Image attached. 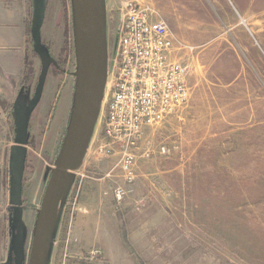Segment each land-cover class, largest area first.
I'll list each match as a JSON object with an SVG mask.
<instances>
[{
    "label": "rangeland",
    "instance_id": "374dc122",
    "mask_svg": "<svg viewBox=\"0 0 264 264\" xmlns=\"http://www.w3.org/2000/svg\"><path fill=\"white\" fill-rule=\"evenodd\" d=\"M103 1L109 46L124 13L138 4L164 20L178 44L195 47L185 57L191 99L145 129L130 170L122 167L130 149L121 140L104 143L96 127L62 200L47 264H264V0ZM41 36L42 49L61 64L50 68L29 126L22 264L73 109L72 0H46ZM28 61L34 95L42 64L32 46ZM0 133V144L10 147L9 121ZM163 146L167 153H158ZM147 150L154 153L146 157ZM119 186L126 189L121 202ZM7 191L0 186V253L13 231Z\"/></svg>",
    "mask_w": 264,
    "mask_h": 264
},
{
    "label": "water",
    "instance_id": "95a60500",
    "mask_svg": "<svg viewBox=\"0 0 264 264\" xmlns=\"http://www.w3.org/2000/svg\"><path fill=\"white\" fill-rule=\"evenodd\" d=\"M31 37L41 59V72L33 97L18 107L15 138L10 156L11 203L10 224L18 245L17 255L23 260V179L27 160V137L30 121L44 90L49 70L59 63L42 49L41 28L44 24L46 0H32ZM76 70L73 109L66 136L50 176L38 213L27 264H47L54 244L56 225L62 200L69 195L72 177L80 168L92 144L109 80V44L107 16L103 0H72ZM120 28V27H119ZM119 32V30H118ZM118 33L116 37L117 47ZM21 263V262H20Z\"/></svg>",
    "mask_w": 264,
    "mask_h": 264
},
{
    "label": "built area",
    "instance_id": "2783aa9c",
    "mask_svg": "<svg viewBox=\"0 0 264 264\" xmlns=\"http://www.w3.org/2000/svg\"><path fill=\"white\" fill-rule=\"evenodd\" d=\"M115 45L116 39L109 46V80L99 127L104 143L121 140L130 149L122 162L123 169L130 170L136 162L138 139L145 129L164 122L189 103L191 67L185 57L192 55L195 47L178 44L168 24L138 4L130 5L124 13L116 49ZM157 152L165 154L167 148L163 146ZM152 153L153 150H147L144 156L150 157ZM10 178V168L1 173L0 186L6 184L9 193L8 225L13 208ZM125 196L124 187L115 188L118 202Z\"/></svg>",
    "mask_w": 264,
    "mask_h": 264
},
{
    "label": "crops",
    "instance_id": "0c3cea01",
    "mask_svg": "<svg viewBox=\"0 0 264 264\" xmlns=\"http://www.w3.org/2000/svg\"><path fill=\"white\" fill-rule=\"evenodd\" d=\"M31 14L32 0H0V128L9 121L14 133L18 107L33 97L30 83H24L26 63L31 53ZM68 92L69 98L71 88ZM12 145L0 146V177L6 172L2 167L6 157L10 163Z\"/></svg>",
    "mask_w": 264,
    "mask_h": 264
},
{
    "label": "flooded vegetation",
    "instance_id": "af4514ba",
    "mask_svg": "<svg viewBox=\"0 0 264 264\" xmlns=\"http://www.w3.org/2000/svg\"><path fill=\"white\" fill-rule=\"evenodd\" d=\"M58 63H59V60H57ZM61 63H59L60 65ZM31 122V121H30ZM24 206V202L22 204V207ZM8 229H9V225H8ZM6 238L4 239L5 240V244L3 243L1 245V249H2V253H0V263L2 264H5V263H8L9 261L11 262V264H22L20 263L19 261V256L17 255V252L15 253H11L10 250H15V247H18L16 241H15V234L16 232L14 231H10L8 230L7 233H6ZM10 234L13 235V238L10 237ZM25 234V233H24ZM24 239V237H23ZM33 240V239H32ZM32 245V243H31ZM31 248V247H30ZM10 249V250H9ZM29 261V260H28ZM24 264V263H23ZM27 264V263H26Z\"/></svg>",
    "mask_w": 264,
    "mask_h": 264
},
{
    "label": "trees",
    "instance_id": "16d2710c",
    "mask_svg": "<svg viewBox=\"0 0 264 264\" xmlns=\"http://www.w3.org/2000/svg\"><path fill=\"white\" fill-rule=\"evenodd\" d=\"M31 23H32V14H31V18H30V21H29V31L31 30ZM31 40H32V38H31ZM33 45H34V42L32 40V43H31L32 48H33ZM33 51L36 53V51H35L34 48H33ZM34 72L35 71L33 70V68L30 67V62L27 60L26 69H25V76H24V83L27 82V80L29 79V77H32V76L35 75ZM23 187H24V185H23Z\"/></svg>",
    "mask_w": 264,
    "mask_h": 264
}]
</instances>
